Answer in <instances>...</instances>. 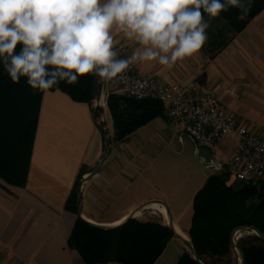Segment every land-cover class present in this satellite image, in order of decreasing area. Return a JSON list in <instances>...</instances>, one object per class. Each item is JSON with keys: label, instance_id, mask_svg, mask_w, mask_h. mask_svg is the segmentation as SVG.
I'll use <instances>...</instances> for the list:
<instances>
[{"label": "crops", "instance_id": "1", "mask_svg": "<svg viewBox=\"0 0 264 264\" xmlns=\"http://www.w3.org/2000/svg\"><path fill=\"white\" fill-rule=\"evenodd\" d=\"M229 11L235 14L238 10ZM207 20L208 40L197 56L171 68L155 61L134 64L162 84L193 83L196 92L217 98L240 123L264 136V8L238 33L231 31L221 15ZM113 35L115 44L131 56L138 45L118 32ZM112 91L101 82L95 99H101L96 118L95 102H75L59 90L43 92L26 184L19 187L0 178L1 264H86L67 246L77 215L64 209L82 165L86 168L79 186L82 219L113 227L134 216L170 226L174 236L154 264H176L184 250H191L188 230L193 196L209 175L217 173V164L229 158L236 143L226 145L228 148L221 141L213 147L204 146L211 151L208 160L216 168L205 172L194 169L184 176L180 168L158 160L172 131L178 128L166 115L139 127L122 142L113 140L106 106ZM98 117L104 120L100 124ZM99 125L107 140L112 137L104 158ZM228 184L236 183L228 180Z\"/></svg>", "mask_w": 264, "mask_h": 264}, {"label": "trees", "instance_id": "2", "mask_svg": "<svg viewBox=\"0 0 264 264\" xmlns=\"http://www.w3.org/2000/svg\"><path fill=\"white\" fill-rule=\"evenodd\" d=\"M253 1L241 21L237 19L238 11L221 12L233 33L240 32L264 8V0ZM100 86V78L88 74L75 84L61 81L49 91L59 90L75 102L92 105ZM43 92L31 89L25 78L13 83L0 64V178L8 184H26ZM106 106L115 142L124 141L139 127L165 115L159 100H138L115 91L108 93ZM98 128L106 142L102 125ZM85 173L82 165L64 204L65 210L77 215L67 238L68 248L75 250L86 264H154L174 236L172 228L158 220L131 216L114 227H98L85 221L78 207L79 186ZM227 177L225 171L209 175L194 194L188 230L192 248L184 250L176 264H237L231 236L240 227L259 233L245 234L237 240L242 264H264V182L248 181L234 186L228 184Z\"/></svg>", "mask_w": 264, "mask_h": 264}, {"label": "clouds", "instance_id": "3", "mask_svg": "<svg viewBox=\"0 0 264 264\" xmlns=\"http://www.w3.org/2000/svg\"><path fill=\"white\" fill-rule=\"evenodd\" d=\"M253 0H0V64L45 91L91 74L119 83L130 66L155 61L171 68L197 56L209 20L229 8L243 20ZM138 45L119 57L113 33Z\"/></svg>", "mask_w": 264, "mask_h": 264}, {"label": "built area", "instance_id": "4", "mask_svg": "<svg viewBox=\"0 0 264 264\" xmlns=\"http://www.w3.org/2000/svg\"><path fill=\"white\" fill-rule=\"evenodd\" d=\"M115 49L119 57H129L122 46L115 44ZM106 85L115 92L138 100H159L164 105L165 115L198 146H214L225 138H235L236 145L229 158L224 166L217 164L216 169L219 172L225 171L234 182H264V136L250 131L246 125L240 123L220 105L217 98L196 92L193 83L162 84L151 73L143 72L133 64L123 80ZM227 92L232 96L236 95L232 89H227ZM100 100H94V108L101 106ZM96 120L97 124L104 121L101 117ZM252 233L256 234L253 230L232 233L231 241L237 264H242L236 246L237 240Z\"/></svg>", "mask_w": 264, "mask_h": 264}, {"label": "rangeland", "instance_id": "5", "mask_svg": "<svg viewBox=\"0 0 264 264\" xmlns=\"http://www.w3.org/2000/svg\"><path fill=\"white\" fill-rule=\"evenodd\" d=\"M107 125L109 127V133L111 134L113 128L109 113L107 118ZM177 129L175 130L174 128L170 138L164 144V147L162 148V151H160V154L158 156V160H160V162H164L165 164L180 168L182 171H180V173H182L184 176H189L191 172H194V169H201L205 172L209 171L212 168H216L214 165H212V160H208V155L211 151L204 146L196 145V143L185 131ZM105 139L106 142L104 140L103 158L108 152L109 142H112V137H110V139L108 140L105 137ZM235 143V138H225L221 141V144L223 146L225 145L224 148H228ZM203 156L205 159L203 158ZM224 164L225 162L222 165L224 166ZM217 172L219 171L217 170ZM228 180L233 182L232 178H228L227 181ZM235 183V186L240 184V182L236 181Z\"/></svg>", "mask_w": 264, "mask_h": 264}, {"label": "water", "instance_id": "6", "mask_svg": "<svg viewBox=\"0 0 264 264\" xmlns=\"http://www.w3.org/2000/svg\"><path fill=\"white\" fill-rule=\"evenodd\" d=\"M103 84V83H102ZM131 217H134V216H131ZM122 223V222H121ZM120 223V224H121ZM90 224H92V223H90ZM92 225H94V224H92ZM119 225V224H118ZM94 226H97V225H94ZM117 226V225H116ZM98 227H101V226H98ZM114 227V226H113ZM245 230H253V231H255L256 232V234H259L258 232H257V230H255V229H249L248 227H240V228H237V229H235L234 231H245ZM240 256H241V254H240ZM241 261H242V257H241Z\"/></svg>", "mask_w": 264, "mask_h": 264}, {"label": "bare ground", "instance_id": "7", "mask_svg": "<svg viewBox=\"0 0 264 264\" xmlns=\"http://www.w3.org/2000/svg\"><path fill=\"white\" fill-rule=\"evenodd\" d=\"M153 206H154V207H156V206H157V204H155V203H154V204H153ZM121 221H123V220H121ZM121 221H118V222L114 223L113 225H118V224H120V223H121Z\"/></svg>", "mask_w": 264, "mask_h": 264}]
</instances>
